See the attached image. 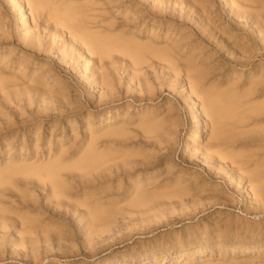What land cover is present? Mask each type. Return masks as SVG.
<instances>
[{"label": "rangeland", "instance_id": "rangeland-1", "mask_svg": "<svg viewBox=\"0 0 264 264\" xmlns=\"http://www.w3.org/2000/svg\"><path fill=\"white\" fill-rule=\"evenodd\" d=\"M248 6L0 0V264H264Z\"/></svg>", "mask_w": 264, "mask_h": 264}, {"label": "bare ground", "instance_id": "bare-ground-1", "mask_svg": "<svg viewBox=\"0 0 264 264\" xmlns=\"http://www.w3.org/2000/svg\"><path fill=\"white\" fill-rule=\"evenodd\" d=\"M30 2H38V0H29ZM229 2L233 3L234 5V10L240 14V16H246L247 13H248V9L250 8L248 6V2H250V0H229ZM258 22L260 23L261 26L264 25V20H262L260 17H258ZM104 44L107 43V40L105 39V41L103 42ZM113 43V42H111ZM104 44H102L103 47H106ZM114 44V43H113ZM103 51H105L104 49H102ZM226 109V108H225ZM225 111V110H224ZM261 111V110H260ZM196 135H199V132L197 131ZM94 158V154L93 153H89L85 158H84V161L83 162H88L90 160H92ZM54 164V163H53ZM50 166L48 167V171H49V174L51 176V178H56L58 175H59V170L55 167V166ZM5 171H0V173H4ZM9 174V172L7 173ZM0 178H2V176H0ZM260 186V185H258ZM259 190V188H257ZM260 191V190H259ZM263 194V193H262Z\"/></svg>", "mask_w": 264, "mask_h": 264}]
</instances>
